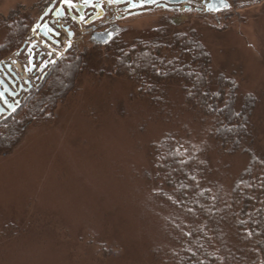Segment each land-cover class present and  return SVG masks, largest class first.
I'll return each mask as SVG.
<instances>
[{"label": "rangeland", "instance_id": "rangeland-1", "mask_svg": "<svg viewBox=\"0 0 264 264\" xmlns=\"http://www.w3.org/2000/svg\"><path fill=\"white\" fill-rule=\"evenodd\" d=\"M52 1L0 0V45L17 23L26 26L24 42L30 41L31 28ZM228 2L230 8L217 14L199 6L154 8L91 32L76 26L68 51L81 56L84 68L73 91L29 125L22 114L16 141L6 125L0 127V264H158L151 259L162 237L147 177L151 146L166 133L195 143L208 135L185 107L180 83L147 96L137 83L113 74L112 61L104 58L110 30L128 45L149 40L164 21L192 32L210 56L212 76L236 86V110L244 98L254 103L248 144L264 154V0ZM14 53L3 61H17V76L31 85L25 58ZM204 146L211 165L225 170L226 185L249 163L244 152L217 157L212 145Z\"/></svg>", "mask_w": 264, "mask_h": 264}, {"label": "trees", "instance_id": "trees-1", "mask_svg": "<svg viewBox=\"0 0 264 264\" xmlns=\"http://www.w3.org/2000/svg\"><path fill=\"white\" fill-rule=\"evenodd\" d=\"M24 31L21 23L13 26L0 45V62L21 49ZM116 31H109L114 37L104 44V58L112 61L113 74L137 83L147 96L169 83H180L185 107L208 135V140L195 143L188 135L166 133L151 146L147 177L154 186L151 201L162 220L161 243L152 248L151 259L158 264H264V154L249 149L247 131L254 103L244 98L236 110V86L223 76H212L210 56L192 32H179L164 21L149 40L128 45L116 39ZM66 54L21 106L0 120V127L6 125L15 141L24 116L31 124V118L73 91L84 63L80 55ZM205 143L212 145L217 157L244 152L249 163L226 185L225 170L219 173L211 165Z\"/></svg>", "mask_w": 264, "mask_h": 264}, {"label": "water", "instance_id": "water-1", "mask_svg": "<svg viewBox=\"0 0 264 264\" xmlns=\"http://www.w3.org/2000/svg\"><path fill=\"white\" fill-rule=\"evenodd\" d=\"M156 0H147L146 2L142 3L141 0H61V3L58 7L53 11L50 21H45L42 26H40V21L42 20L43 16L40 18V21L36 23L31 28V37L35 38L33 43L25 42L20 50L14 53V56H18L27 46L26 54L30 56L29 64L31 65L32 71V63L35 52H39L40 55L45 54L44 49L48 51L47 55L51 57L54 54V58L49 61V64H55L56 60L62 56L65 52H67L71 48V41L74 37V32L70 30V26H72L73 22H76L78 25L87 26L93 23L95 20L99 18L101 14L107 13L106 10L103 8V5L106 4V7H116L120 6L124 2H128V7L118 8L117 10L120 11H128V10H137L140 9L145 4L151 5ZM168 3H177L180 6L178 10L182 7L184 10H190L191 6H199L197 8L198 11H203L207 14H217L228 10L230 8V3L227 0H200V2H196L194 0H174L168 1ZM56 3L54 1L50 4V7L47 11ZM166 8V5H162ZM89 10V11H88ZM92 10V11H91ZM96 12H94V11ZM88 11V12H87ZM87 12V13H86ZM118 12V11H117ZM144 11H138L135 13L124 14L122 16H118L117 19L122 17L131 16L134 14L142 13ZM92 13L93 15L86 19L88 14ZM70 18L69 24H65L67 19ZM48 22L51 24H48ZM62 32L66 33L67 40L62 43ZM64 39V38H63ZM16 61H11L10 63L6 64L4 61L0 62V81L2 82V86L5 92H10L15 90L17 87L20 90L28 91L21 87V81L19 77L16 75L13 66L15 65ZM26 73L28 71L25 68ZM45 73L43 74V76ZM42 76V77H43ZM29 86V82L26 83ZM25 84V85H26ZM31 87L29 86L28 89ZM10 90V91H9ZM3 93L0 95V117L5 114V116H10L18 106H8L5 104L3 99ZM18 104V100L16 101Z\"/></svg>", "mask_w": 264, "mask_h": 264}, {"label": "flooded vegetation", "instance_id": "flooded-vegetation-1", "mask_svg": "<svg viewBox=\"0 0 264 264\" xmlns=\"http://www.w3.org/2000/svg\"><path fill=\"white\" fill-rule=\"evenodd\" d=\"M54 1H56V3L47 11V9L50 7V4L53 3ZM52 1L51 3H48L43 12L39 15V17L37 18V22L38 23L40 21V18L43 16L42 20L40 21V26H42L44 24L45 21H50L52 19L51 15L53 13V11L58 7V5L61 3V0H54ZM76 0H74L75 2ZM137 1V0H136ZM147 0H141L142 3L146 2ZM170 1V0H168ZM171 1H174V0H171ZM228 1V0H227ZM106 4L103 5V8L106 10L107 13H105L104 15L101 14L99 16V18L97 20H95L93 23L87 25V26H84V25H78L76 24V22H73L72 26H70V30H72L74 32V29L76 28V26L78 28H86L85 31L86 32H91V31H95L97 29V27H101L103 25H112L111 23H113L117 17L119 16H122L124 14H129V13H135V12H138V11H148V10H152L154 8H158V9H163V10H168V11H174V10H178V7L180 6L179 4L177 3H168L166 2L165 0H156L154 1L151 5H148V4H145L144 6H142L140 9H137L136 11L135 10H128V11H120V10H117L118 8H123V7H128L129 6V3L128 2H124L122 3L120 6H116V7H106L105 6ZM162 5H166L167 7L164 8ZM89 11V10H88ZM87 11V12H88ZM92 11V10H91ZM94 11V10H93ZM118 11V12H117ZM86 12V13H87ZM96 12V11H94ZM93 14L90 13L88 14V16H86V19H88L89 17H91ZM135 15V14H134ZM70 18L67 19L66 23L65 24H69L70 22ZM48 24H50L48 22ZM51 25V24H50ZM75 26V27H74ZM74 27V28H73ZM75 34V32H74ZM62 43H64L67 39L66 37V33L62 32ZM32 40V39H31ZM28 42V41H26ZM33 41H29L28 43H32ZM26 49H27V46L26 48L18 55V58H25V64L23 65V71L24 73H26L25 71V68L26 70L28 71V73H30V79H33V81H31V85H30V82H29V86L33 89V87H37L39 84H37L36 82L38 81H42L46 74H47V70L49 68H51L52 64H49V61H51V59L54 58V54L51 55V57H49L47 55L48 51L44 49V52L45 54L43 55H40L39 52H35L34 56L32 57L33 59V63H32V71L31 70V65L29 64V60H30V56L28 54H26ZM66 53V52H65ZM64 53V54H65ZM54 65V64H53ZM26 73V74H28ZM45 73V75L43 76V74ZM33 75V77H31ZM43 76V77H42ZM24 78V77H23ZM20 79V78H19ZM21 81V80H20ZM28 81L27 80H22L21 82V87H23L24 89H27V90H31L28 89L29 86L26 84ZM33 82V83H32ZM26 84V85H25ZM17 88L15 90H12L10 92H5L3 86H2V82L0 81V95L1 93H3V99H4V102L6 105L8 106H11V105H14V106H18L20 107L21 106V102L26 98V96L29 94V91H23V90H20V88H18L19 86H16ZM27 92V93H26ZM19 101L18 104L16 101ZM17 110V109H16ZM15 110V111H16ZM14 111V112H15ZM13 112V113H14ZM7 116L2 115L0 117L1 118H5Z\"/></svg>", "mask_w": 264, "mask_h": 264}]
</instances>
